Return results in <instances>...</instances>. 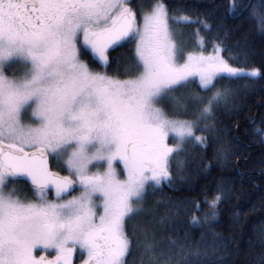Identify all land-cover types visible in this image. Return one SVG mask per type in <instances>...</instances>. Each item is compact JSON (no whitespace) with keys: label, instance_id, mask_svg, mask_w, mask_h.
Returning a JSON list of instances; mask_svg holds the SVG:
<instances>
[{"label":"rangeland","instance_id":"rangeland-1","mask_svg":"<svg viewBox=\"0 0 264 264\" xmlns=\"http://www.w3.org/2000/svg\"><path fill=\"white\" fill-rule=\"evenodd\" d=\"M131 6L132 0H92L82 16L68 7L65 23L38 42L0 45V141L49 154L53 169L77 184L68 198L30 194L0 170V264H86L101 232L113 245L92 264H127L132 238L125 222L143 207L148 188L169 182L172 165L198 141L195 130L209 125L217 89L199 105L196 85L209 88L219 74L258 73L232 66L220 46L175 28L162 2L135 13L129 44L139 74L120 79L90 70L75 43ZM17 55L32 62L29 70L12 62ZM85 81L93 83L97 104L72 108L68 100ZM116 120L127 135L116 131Z\"/></svg>","mask_w":264,"mask_h":264},{"label":"trees","instance_id":"trees-1","mask_svg":"<svg viewBox=\"0 0 264 264\" xmlns=\"http://www.w3.org/2000/svg\"><path fill=\"white\" fill-rule=\"evenodd\" d=\"M156 2L175 28L258 73L196 85L199 105L217 89L209 125L195 130L198 141L172 165L169 182L148 188L143 207L125 222L127 264H264V0H132L131 8L139 14ZM129 40L109 52L108 73L120 79L141 69ZM13 181L31 194L28 182Z\"/></svg>","mask_w":264,"mask_h":264},{"label":"flooded vegetation","instance_id":"flooded-vegetation-1","mask_svg":"<svg viewBox=\"0 0 264 264\" xmlns=\"http://www.w3.org/2000/svg\"><path fill=\"white\" fill-rule=\"evenodd\" d=\"M90 1L92 0H0V42L2 40H5V43H0V45L5 46L7 49H16L13 47L15 45H23V47H20V49L26 48L28 42H38L42 33L49 27L64 24L66 18L71 16V14L68 13L69 8H74L72 12L76 15L82 16L87 7L90 5ZM69 3H71V5ZM74 4H76L75 7H72ZM126 12H129L133 17L134 26V10L129 7L128 11L119 14L120 17ZM111 15L113 19L117 18V16H115L114 14ZM117 21L118 19L114 22V24H111L106 28L115 25ZM106 28L99 29L96 32L104 30ZM96 32L90 31L88 37L86 38V41L83 40V42L75 43V49L78 51V53L80 52V57H82V59L86 61L85 63L90 70L96 73H104L108 72L109 70L108 66L110 50L107 53L108 60L104 63L99 62L98 59L93 55L89 44V39ZM17 49L19 48L17 47ZM84 50L90 53V61L83 58ZM19 58L22 57H20V55L14 56L12 62H19L24 71L29 70L32 66V62L27 58L24 62H21V59L19 60ZM86 82L88 81L79 82V84L75 87L76 91H74V95L69 98L68 102L71 104L72 108H77L81 106L82 103H89L91 107H94L97 104V98L93 90V83ZM51 96L53 97L52 100L54 103H59L60 99L59 96L56 95V93ZM65 106L66 104L63 107ZM60 110L63 109L61 108ZM114 128H116V131H120L122 135H127L125 132V127L120 120L115 121ZM5 148H8V146L0 141V152ZM0 170L3 176L4 173H2V170H5L9 174L8 177L13 178L10 170L7 167L0 165ZM30 189L35 191L39 190L45 192V194L47 195L49 194L51 196L62 198L60 195L46 189H37L31 186ZM106 234L107 232H101L98 236L94 237V239L92 240L94 244V252L91 256V260L86 264H92L97 260L98 257L103 256L102 252L105 254L108 252V248L111 247L112 243L111 241H108V243L103 242V239L105 240V242H107ZM75 255L76 253L74 254V256Z\"/></svg>","mask_w":264,"mask_h":264},{"label":"water","instance_id":"water-1","mask_svg":"<svg viewBox=\"0 0 264 264\" xmlns=\"http://www.w3.org/2000/svg\"><path fill=\"white\" fill-rule=\"evenodd\" d=\"M132 27L133 17L126 12L115 25L98 31L90 37L91 50L99 62H106L108 51L130 37ZM0 161L2 166L10 170L15 179L28 182L34 188L52 191L61 197L71 195L77 188L72 178L53 169L49 154L8 146L0 152Z\"/></svg>","mask_w":264,"mask_h":264}]
</instances>
